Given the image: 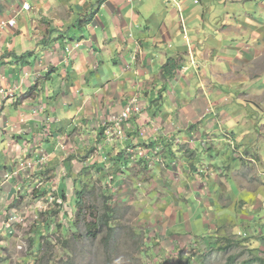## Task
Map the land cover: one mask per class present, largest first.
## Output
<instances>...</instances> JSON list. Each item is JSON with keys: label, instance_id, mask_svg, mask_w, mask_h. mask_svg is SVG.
<instances>
[{"label": "rangeland", "instance_id": "374dc122", "mask_svg": "<svg viewBox=\"0 0 264 264\" xmlns=\"http://www.w3.org/2000/svg\"><path fill=\"white\" fill-rule=\"evenodd\" d=\"M176 1L180 2L164 0V3L177 12L176 16H180V9L187 10L189 17L196 16L193 28L201 30V42L209 41L213 49L215 45L220 46L218 39L224 36L212 31L223 29L222 21L237 23L235 20L243 14L234 15L227 7L226 12L222 0ZM164 3L154 5L163 9ZM201 14L204 18L199 19ZM15 20L19 24L26 18L17 16ZM182 29L181 40L191 49L188 29L183 26ZM226 34L227 38L234 35ZM253 58L250 55L249 59H242L243 62H231L230 67L227 60L220 59L228 65L225 74H220L216 65L209 69V75L195 72L196 69L186 73L181 68V79L177 77L178 85L170 89L167 96L168 106L170 102L177 105L166 108L167 112L163 110L165 114L161 112V118L156 121L147 120L148 124L143 127L136 120L147 119L146 111L153 106H145L140 91H135L132 97L138 99L139 106L142 104V110L121 123L120 135L116 132L110 135L111 130L106 131L109 123L102 122L104 138L99 134L97 139L91 134L90 138L81 135L87 147L82 152L71 150L74 136L70 133L65 145L62 144L63 153L56 154L58 162L54 169L46 170L48 155L41 148L44 139L45 149L60 150L54 143L53 147L48 146L53 142L52 137L44 136L35 142L26 137L36 151H29V142L24 143L21 151L28 155L17 154V158L12 153L10 156L15 157L5 168L0 163V170L3 169L0 186L5 183L0 192V264H261L259 259L264 260V49ZM220 68L223 70L222 66ZM14 70L9 68L5 78ZM154 75L157 74H153L150 81ZM10 80L14 82L15 77L11 76ZM21 91L17 92V97L31 93V90ZM1 98L10 101L12 90L1 86L0 101ZM7 106L12 112L11 104ZM97 110L93 106L85 109L87 114L83 117L90 128L95 127L102 114ZM171 119L174 121L170 122ZM131 121L141 132L143 143L133 152L122 148L120 155L125 159L129 156L133 163L128 168L122 164V169L104 162L100 170L99 155L91 157L100 146L97 140L101 141V146L104 140L111 143L113 138L124 135L123 127ZM49 133L46 129L45 134ZM156 142L159 149L147 148ZM7 148L14 149L13 146ZM78 168L80 177L74 181L71 177ZM182 169L192 174L184 182L188 180L193 186L196 183L199 186L191 187L192 191L185 195H178L169 186L159 188V180H176ZM165 171L168 174L165 175ZM121 172L124 175H118ZM45 183L49 184V192H55L52 193L54 200L41 191ZM99 188L109 193L110 206L115 210L117 231L109 246L110 252L104 250L105 229L99 230L95 238L86 235L83 222L79 224V232L72 230L78 210L74 200L77 192L84 191L80 201L85 207L101 208L102 198L96 197ZM180 196L188 214L195 208L196 199H210L215 203L214 211L206 220H217L209 225L204 224V218L194 219L190 221L189 231L186 217L184 224L174 217L173 203L180 200ZM216 203L230 206L216 215ZM94 212L88 209L82 218L86 222L94 221ZM65 240L68 247L61 245Z\"/></svg>", "mask_w": 264, "mask_h": 264}, {"label": "crops", "instance_id": "0c3cea01", "mask_svg": "<svg viewBox=\"0 0 264 264\" xmlns=\"http://www.w3.org/2000/svg\"><path fill=\"white\" fill-rule=\"evenodd\" d=\"M161 2L164 3V0H0V21L10 18L15 21L14 26L0 30V87H6L13 93L10 101L2 98L0 101V163L3 168L13 161L15 156H10L12 153L16 156L27 154L22 153V144L29 142V151H36L35 147L32 148L33 143L27 141L26 137L34 141L44 136L52 137L53 142L50 141L48 146L53 147L54 143L60 147V150L48 147L45 149L43 139L41 148L48 155L46 170L57 167L56 154L63 153L62 146L70 133L74 136L71 150L83 152L87 147L81 137L87 135L90 138L92 135L95 139L100 136L104 138V127L100 123L107 122L109 124L106 127H112L122 107L135 91H140V99L145 106H153V109L146 111L147 119L136 120L143 127V124H148L147 120L156 121L161 118V112L165 114L163 110L167 112L170 106L177 105L176 102H170L168 106L167 96L169 90L178 85L179 81L176 79L181 76L182 70L187 73L196 69L195 72L209 75V69L216 65L219 73L225 74L228 65L230 67L243 62L242 59L245 61L250 55L257 58L264 49V0H222L224 9L227 7L234 15L239 14L238 12L243 14L239 20H235L237 23L222 21L223 29L212 31L215 35L218 32L224 36L218 39L220 46L215 45L214 49L209 41L201 42V30L193 28L197 23L196 16L189 17V12L181 9L180 16H176L177 12L169 9L167 3H164L163 9L154 5ZM23 3H28V10L22 9ZM166 11L169 13L166 14ZM225 11L227 12L226 9ZM17 16H24L26 20L17 24ZM202 18L203 14L199 19ZM182 26L188 29L191 49H187L181 40ZM228 32L234 35L227 38ZM98 35L101 38L99 41ZM28 56L30 58L27 61ZM180 57L182 70L169 80L161 78L160 69L165 61ZM220 59L227 60L229 64L220 62ZM9 68L15 70L6 79L4 74L9 73ZM153 74L157 75L150 81ZM11 76L15 77L14 82L10 80ZM164 87L168 91L160 92ZM28 90H31L29 95L21 94L17 97V92ZM7 104H11L12 112L8 106L5 107ZM92 106L97 107V113L102 114L95 127L90 128L83 116L87 114L85 109ZM132 122L125 124L124 135L113 138L111 143L104 140L101 146V141L97 140L100 146L98 149L94 147V155L91 157L99 155V160L103 162L98 163L100 170H103L105 163L122 169L133 163L129 156L125 159L120 155L122 148L133 152L139 150L143 143L141 132ZM46 129L50 131L49 134H45ZM157 144H149L147 148L159 149ZM12 146V150L7 148ZM112 148L114 149L110 151ZM79 171L80 169L72 175L74 181L80 177ZM1 172L3 169L0 170V176ZM121 173L118 175H124ZM164 174L168 172L165 171ZM178 175L176 180H159V188L169 186L178 195H185L192 191L191 187L198 185L188 183V176L192 177L188 169H182ZM185 178L188 180L184 182ZM48 185L45 183L41 191L53 197L52 193L54 195L55 192H49ZM2 186L5 183L0 186L1 193ZM56 193L61 195L60 192ZM178 200L173 203L176 210L174 217H178L182 224L186 221L189 231L192 228L190 221L192 223L199 218L206 220L213 216L215 203L210 202V199H196L191 214L185 211L181 196ZM229 206V203H216V215L224 213ZM216 220L217 218H211L204 224L211 225Z\"/></svg>", "mask_w": 264, "mask_h": 264}, {"label": "trees", "instance_id": "16d2710c", "mask_svg": "<svg viewBox=\"0 0 264 264\" xmlns=\"http://www.w3.org/2000/svg\"><path fill=\"white\" fill-rule=\"evenodd\" d=\"M181 60H182V58H181ZM181 60L176 59V58H168L165 61V63L161 66V69H160V73H161L162 78H164L165 80H169V79L173 78L176 74H178V72L182 68V63H181L182 61ZM162 91L165 92L166 88L164 87V90H162ZM93 192L94 191H92L91 194ZM97 192L99 193V195H96V197L100 196L102 198L101 208H98L94 205H92L90 207H85V205H83V202L80 201V198L84 194V191L82 190V191L77 192V196H75L74 200H75V204H76L78 210H77V213L75 216L76 220H75L74 224L72 225V230L74 232H76V230L79 232V228H78L79 224L81 222H83L84 227L86 229L85 231L87 232L86 235L91 236L92 238H95L98 235L99 230L105 229V233L102 236V240L104 241V244H105L104 250L106 252L107 251L110 252L109 246H110L112 240L114 239V235L117 231V229L114 226V221H116L115 210L113 207L110 206L111 196L109 195V193H107L106 189L105 188H99L97 190ZM88 209L89 210H95L94 214L92 215V219L94 221L86 222L85 218H82V215H84L83 212H85ZM78 234H76V235L78 236ZM76 235H72V237L76 238ZM46 240H49V239H47V237H46ZM49 241H51V240H49ZM64 244H66L65 246L68 247V241L67 240L61 242V245H64ZM219 249L226 250V248H219ZM230 261H231V259H230ZM259 261L261 262V264H264V260L259 259Z\"/></svg>", "mask_w": 264, "mask_h": 264}, {"label": "built area", "instance_id": "2783aa9c", "mask_svg": "<svg viewBox=\"0 0 264 264\" xmlns=\"http://www.w3.org/2000/svg\"><path fill=\"white\" fill-rule=\"evenodd\" d=\"M22 9L23 10H28L29 9V5L28 3H23L22 4ZM15 21L13 18L4 20L0 22V28H5V27H11L14 26ZM2 93V92H1ZM137 98L136 97H131L128 102L126 101V104L124 105L120 115L118 118H116V120L113 122L112 127L108 128L106 131L111 130L110 131V135L113 134L114 132H116L118 135L121 134V123L123 121H127L131 116L133 115H138L139 112L142 110L141 109V105L139 106V104L137 103Z\"/></svg>", "mask_w": 264, "mask_h": 264}]
</instances>
